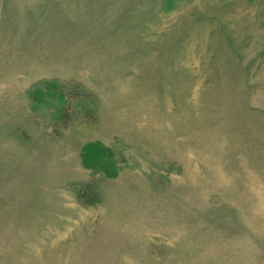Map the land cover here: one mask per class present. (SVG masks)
I'll use <instances>...</instances> for the list:
<instances>
[{
  "label": "rangeland",
  "instance_id": "obj_1",
  "mask_svg": "<svg viewBox=\"0 0 264 264\" xmlns=\"http://www.w3.org/2000/svg\"><path fill=\"white\" fill-rule=\"evenodd\" d=\"M0 264H264V0H0Z\"/></svg>",
  "mask_w": 264,
  "mask_h": 264
},
{
  "label": "trees",
  "instance_id": "obj_2",
  "mask_svg": "<svg viewBox=\"0 0 264 264\" xmlns=\"http://www.w3.org/2000/svg\"><path fill=\"white\" fill-rule=\"evenodd\" d=\"M87 194H88V196H90L89 198H91V197L93 196L92 192H91V193L89 192V193H87ZM80 198L83 199L82 196H81ZM93 202H95V200H93V199H92V200H91V199H88L87 204H93Z\"/></svg>",
  "mask_w": 264,
  "mask_h": 264
}]
</instances>
